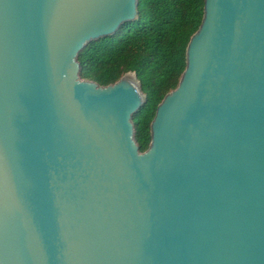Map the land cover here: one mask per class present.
<instances>
[{
  "label": "water",
  "instance_id": "water-1",
  "mask_svg": "<svg viewBox=\"0 0 264 264\" xmlns=\"http://www.w3.org/2000/svg\"><path fill=\"white\" fill-rule=\"evenodd\" d=\"M137 6L0 0V264H264V0H204L145 151L77 59Z\"/></svg>",
  "mask_w": 264,
  "mask_h": 264
},
{
  "label": "trees",
  "instance_id": "trees-1",
  "mask_svg": "<svg viewBox=\"0 0 264 264\" xmlns=\"http://www.w3.org/2000/svg\"><path fill=\"white\" fill-rule=\"evenodd\" d=\"M138 18L88 43L78 54L79 75L100 85L134 72L146 95L132 116L140 151L150 144L158 104L175 89L186 67V47L203 17L204 0H137Z\"/></svg>",
  "mask_w": 264,
  "mask_h": 264
}]
</instances>
